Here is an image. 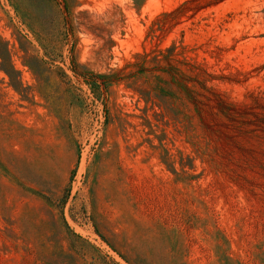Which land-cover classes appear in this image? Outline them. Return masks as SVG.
Segmentation results:
<instances>
[{
  "label": "rangeland",
  "instance_id": "1",
  "mask_svg": "<svg viewBox=\"0 0 264 264\" xmlns=\"http://www.w3.org/2000/svg\"><path fill=\"white\" fill-rule=\"evenodd\" d=\"M0 264H264V0H0Z\"/></svg>",
  "mask_w": 264,
  "mask_h": 264
}]
</instances>
